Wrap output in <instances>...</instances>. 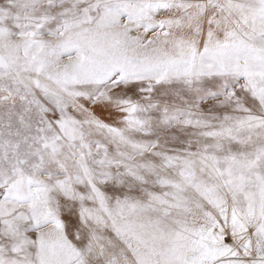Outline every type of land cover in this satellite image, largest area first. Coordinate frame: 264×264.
<instances>
[{
    "label": "snow or ice",
    "instance_id": "1",
    "mask_svg": "<svg viewBox=\"0 0 264 264\" xmlns=\"http://www.w3.org/2000/svg\"><path fill=\"white\" fill-rule=\"evenodd\" d=\"M0 264H264V0H0Z\"/></svg>",
    "mask_w": 264,
    "mask_h": 264
}]
</instances>
